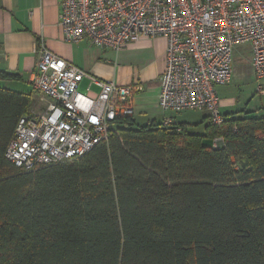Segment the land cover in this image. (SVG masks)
Listing matches in <instances>:
<instances>
[{"label": "trees", "instance_id": "16d2710c", "mask_svg": "<svg viewBox=\"0 0 264 264\" xmlns=\"http://www.w3.org/2000/svg\"><path fill=\"white\" fill-rule=\"evenodd\" d=\"M37 92L0 86V264H264V114L118 116L83 155L24 170L4 154Z\"/></svg>", "mask_w": 264, "mask_h": 264}, {"label": "built area", "instance_id": "2783aa9c", "mask_svg": "<svg viewBox=\"0 0 264 264\" xmlns=\"http://www.w3.org/2000/svg\"><path fill=\"white\" fill-rule=\"evenodd\" d=\"M59 1V24L68 42L85 40L118 51L140 37H165L157 100L161 111H201L220 125L224 119L216 88L231 82L238 44L250 45L253 76L264 80V0ZM86 76L100 86L97 94L78 90ZM30 84L45 107L18 119L4 154L24 170L77 158L107 141L116 131L113 120L134 114L131 98L141 90L137 82L98 80L44 46ZM257 91L264 94L262 83ZM161 123L175 126L172 117Z\"/></svg>", "mask_w": 264, "mask_h": 264}, {"label": "crops", "instance_id": "0c3cea01", "mask_svg": "<svg viewBox=\"0 0 264 264\" xmlns=\"http://www.w3.org/2000/svg\"><path fill=\"white\" fill-rule=\"evenodd\" d=\"M59 14V0H0V69L18 75L17 79L6 81L31 86L30 77L39 50L44 46L98 80L112 81L118 85L137 82L141 90L131 98L136 121V116L140 115L146 116V121L173 118L172 111H161L157 101L160 77L166 63L165 37H140L118 51L96 47L85 40L68 42L59 24ZM216 89L221 95L219 86ZM18 90L29 91V88ZM78 90L95 95L100 86L86 76L80 81ZM38 97L37 92L34 94L32 111L36 102H40ZM219 97L222 98V95ZM221 101L222 113L232 112L229 107L237 102L236 99Z\"/></svg>", "mask_w": 264, "mask_h": 264}, {"label": "rangeland", "instance_id": "374dc122", "mask_svg": "<svg viewBox=\"0 0 264 264\" xmlns=\"http://www.w3.org/2000/svg\"><path fill=\"white\" fill-rule=\"evenodd\" d=\"M112 50V49H111ZM252 60V51L248 43H242L235 46L233 52V77L229 84L219 86V94L222 95L221 100L236 99L235 106L229 107L235 112V115H242V112L238 111H251L252 114L261 115L264 114V95H259L257 86L260 83L264 86V80L256 81L250 69V63ZM0 86L10 89H28L31 90V86L28 83H15L0 79ZM219 95V96H221ZM34 111L43 110L45 107L44 102H36ZM203 112L195 110H183L180 112H172L174 120L177 122L193 123L202 119ZM160 117V115H157ZM146 116H136L139 124H144ZM200 124L196 127H192L191 131L194 133H203L204 125ZM206 140V139H205ZM222 142V139L221 141ZM219 147V144L214 146Z\"/></svg>", "mask_w": 264, "mask_h": 264}, {"label": "water", "instance_id": "95a60500", "mask_svg": "<svg viewBox=\"0 0 264 264\" xmlns=\"http://www.w3.org/2000/svg\"><path fill=\"white\" fill-rule=\"evenodd\" d=\"M223 146V142H219V147ZM214 147H217L216 145Z\"/></svg>", "mask_w": 264, "mask_h": 264}]
</instances>
